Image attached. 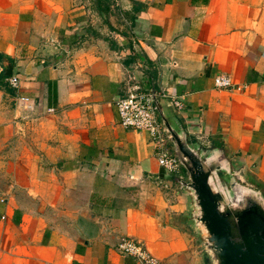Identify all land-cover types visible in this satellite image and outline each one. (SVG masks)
<instances>
[{"label": "crops", "instance_id": "1", "mask_svg": "<svg viewBox=\"0 0 264 264\" xmlns=\"http://www.w3.org/2000/svg\"><path fill=\"white\" fill-rule=\"evenodd\" d=\"M133 85L264 197V0H0V264H134L120 236L159 264H210L184 169L119 124Z\"/></svg>", "mask_w": 264, "mask_h": 264}, {"label": "water", "instance_id": "2", "mask_svg": "<svg viewBox=\"0 0 264 264\" xmlns=\"http://www.w3.org/2000/svg\"><path fill=\"white\" fill-rule=\"evenodd\" d=\"M152 100L184 169L186 177L180 183L192 197V219L210 264H264V197L260 191L241 183L220 150L192 147L184 133L169 123L153 89ZM219 175L229 178L227 189Z\"/></svg>", "mask_w": 264, "mask_h": 264}, {"label": "built area", "instance_id": "3", "mask_svg": "<svg viewBox=\"0 0 264 264\" xmlns=\"http://www.w3.org/2000/svg\"><path fill=\"white\" fill-rule=\"evenodd\" d=\"M7 82L11 87H17L18 80L15 76H9ZM212 83L217 89L238 90L240 88L233 84L230 77L223 74H216ZM155 95L157 98L163 97V93L155 92ZM24 102V98H18L21 109L26 108V105L22 104ZM114 105L119 124L122 127L144 131L148 135L154 146L153 154L157 165L168 173L177 172L180 164L169 146L164 127L155 114L152 90L133 85L124 95L114 101ZM172 105L176 108L181 107L180 102L173 98ZM115 250L121 256L130 257L134 264H159V260L150 253L143 243L129 236H120L115 244Z\"/></svg>", "mask_w": 264, "mask_h": 264}, {"label": "rangeland", "instance_id": "4", "mask_svg": "<svg viewBox=\"0 0 264 264\" xmlns=\"http://www.w3.org/2000/svg\"><path fill=\"white\" fill-rule=\"evenodd\" d=\"M116 18L118 20H120V16L115 14V20ZM127 20V18L125 17V21ZM128 21V20H127ZM126 21V22H127ZM223 178L220 180L222 186H224L226 189L229 186L228 180L229 178H224V176H222ZM234 177V176H233ZM235 179V177H234ZM236 180V179H235ZM10 184V174L6 171L5 165L0 166V195L8 189Z\"/></svg>", "mask_w": 264, "mask_h": 264}, {"label": "trees", "instance_id": "5", "mask_svg": "<svg viewBox=\"0 0 264 264\" xmlns=\"http://www.w3.org/2000/svg\"><path fill=\"white\" fill-rule=\"evenodd\" d=\"M98 1V0H97ZM141 9V6L139 5V3H136L135 1H132V7H131V11L135 12ZM126 18L128 19L129 22H132L134 19V16L131 14H126Z\"/></svg>", "mask_w": 264, "mask_h": 264}]
</instances>
